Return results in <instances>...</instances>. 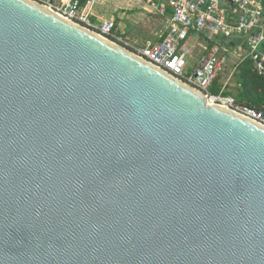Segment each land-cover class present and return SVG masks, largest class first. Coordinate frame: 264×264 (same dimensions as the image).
I'll return each instance as SVG.
<instances>
[{
	"label": "water",
	"instance_id": "water-1",
	"mask_svg": "<svg viewBox=\"0 0 264 264\" xmlns=\"http://www.w3.org/2000/svg\"><path fill=\"white\" fill-rule=\"evenodd\" d=\"M0 264H264V126L0 0Z\"/></svg>",
	"mask_w": 264,
	"mask_h": 264
},
{
	"label": "built area",
	"instance_id": "built-area-1",
	"mask_svg": "<svg viewBox=\"0 0 264 264\" xmlns=\"http://www.w3.org/2000/svg\"><path fill=\"white\" fill-rule=\"evenodd\" d=\"M104 0H44L58 15L130 51L202 91L209 103L264 126V105L253 108L229 92L245 61L264 83V0H143V11L164 20L156 40L138 44L114 20L98 19ZM231 57L234 61L231 62Z\"/></svg>",
	"mask_w": 264,
	"mask_h": 264
},
{
	"label": "rangeland",
	"instance_id": "rangeland-1",
	"mask_svg": "<svg viewBox=\"0 0 264 264\" xmlns=\"http://www.w3.org/2000/svg\"><path fill=\"white\" fill-rule=\"evenodd\" d=\"M144 6L143 0H104L95 6L94 16L116 21L132 41L142 44L156 40L167 26L164 20L144 12ZM238 89L239 86L235 85L229 92L235 97Z\"/></svg>",
	"mask_w": 264,
	"mask_h": 264
},
{
	"label": "trees",
	"instance_id": "trees-1",
	"mask_svg": "<svg viewBox=\"0 0 264 264\" xmlns=\"http://www.w3.org/2000/svg\"><path fill=\"white\" fill-rule=\"evenodd\" d=\"M239 84L236 100L253 108H261L264 105V83L252 70V63L245 61L239 67L236 75Z\"/></svg>",
	"mask_w": 264,
	"mask_h": 264
},
{
	"label": "crops",
	"instance_id": "crops-1",
	"mask_svg": "<svg viewBox=\"0 0 264 264\" xmlns=\"http://www.w3.org/2000/svg\"><path fill=\"white\" fill-rule=\"evenodd\" d=\"M39 1H42L43 2L44 0H39ZM99 19H101V18H99ZM104 20H106V19H104Z\"/></svg>",
	"mask_w": 264,
	"mask_h": 264
}]
</instances>
